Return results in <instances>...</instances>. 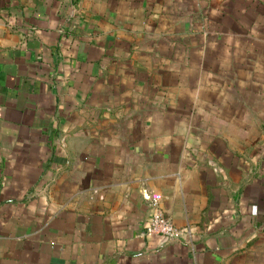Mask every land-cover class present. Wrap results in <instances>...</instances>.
<instances>
[{
  "label": "crops",
  "instance_id": "1",
  "mask_svg": "<svg viewBox=\"0 0 264 264\" xmlns=\"http://www.w3.org/2000/svg\"><path fill=\"white\" fill-rule=\"evenodd\" d=\"M0 264H264V0H0Z\"/></svg>",
  "mask_w": 264,
  "mask_h": 264
},
{
  "label": "built area",
  "instance_id": "2",
  "mask_svg": "<svg viewBox=\"0 0 264 264\" xmlns=\"http://www.w3.org/2000/svg\"><path fill=\"white\" fill-rule=\"evenodd\" d=\"M172 221L167 218L156 206L150 214V217L144 223L142 234L147 237L163 236L173 238L179 236Z\"/></svg>",
  "mask_w": 264,
  "mask_h": 264
}]
</instances>
